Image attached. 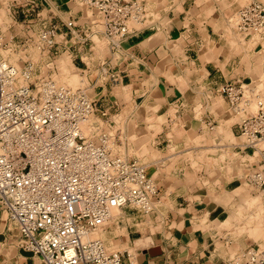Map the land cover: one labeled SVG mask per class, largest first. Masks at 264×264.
<instances>
[{
	"label": "crops",
	"instance_id": "1",
	"mask_svg": "<svg viewBox=\"0 0 264 264\" xmlns=\"http://www.w3.org/2000/svg\"><path fill=\"white\" fill-rule=\"evenodd\" d=\"M29 1L0 0V6L22 9ZM35 1L45 18L52 13L56 22H83L85 10L77 0ZM141 2L150 16L132 26L119 52L112 53L99 31L92 38L100 50L88 56V67L75 61L89 77L95 115H120L129 125L125 145L130 134L148 142L146 149L129 140L132 149L125 156L143 163L156 187L151 211L122 207L100 235L106 245L116 246L121 264H233L228 262L238 258L236 237L224 218L238 203L231 187L248 182L254 155L239 145L240 116L219 87L240 79L259 82L255 85L264 92V35L235 28L232 16L241 0ZM66 51L72 59L78 52L74 46ZM99 59L109 61L114 81L99 76ZM223 220L229 228L221 226ZM16 235L0 209V264H44L16 244Z\"/></svg>",
	"mask_w": 264,
	"mask_h": 264
},
{
	"label": "built area",
	"instance_id": "2",
	"mask_svg": "<svg viewBox=\"0 0 264 264\" xmlns=\"http://www.w3.org/2000/svg\"><path fill=\"white\" fill-rule=\"evenodd\" d=\"M77 1L85 10L81 23L75 18L56 22L52 13L44 17L39 2L25 4L35 10L36 23L30 25L38 28L37 47L58 50L46 58L53 71L54 56L73 46L78 50L74 58L87 68L97 45L92 34L99 31L112 53L119 52L132 26L150 16L141 0ZM232 21L240 32L264 35V1L239 6ZM108 62L99 59L97 73L114 81ZM34 71L29 60L17 68L0 58V209L15 225L16 244L44 264H121L120 252L91 234L113 210L151 211L155 183L143 163L118 152L124 129L113 117L95 115V100L85 87L59 84L51 74L32 78ZM219 89L240 116L239 145L254 155L247 181L260 192L264 207V92L240 79ZM87 118L86 133L81 126ZM237 253L228 263L264 264L260 245Z\"/></svg>",
	"mask_w": 264,
	"mask_h": 264
},
{
	"label": "rangeland",
	"instance_id": "3",
	"mask_svg": "<svg viewBox=\"0 0 264 264\" xmlns=\"http://www.w3.org/2000/svg\"><path fill=\"white\" fill-rule=\"evenodd\" d=\"M249 1L251 0H241L240 6L248 3ZM27 8H29L27 5H24L22 9L21 8L19 9L17 5L16 6L12 5V7L10 8V7H4L1 4L0 6V58L4 59L10 64H13L17 68H21L24 62L26 60H29L34 64V69H35L34 74H32V78H36V76L40 74H51L52 77L59 84H64V85H68L72 87H75V86L85 87L86 93L88 94V96H92L94 93L93 89L91 88L90 85L89 86L87 85L89 77L84 72H82L81 70L75 67V64H76L75 61H78V60L74 57L72 59L73 55H71L69 51H59L58 54L54 56L53 58L54 60L52 59L53 63L55 64L54 71L49 67V65H47L46 58L48 57V54L54 51L56 52L58 50H56L55 48H52L49 50L46 47H43V48L37 47L36 35H37L38 28H37V25H32V26L30 25V24L36 23L35 17H34L35 10H31ZM22 20H25V21H22ZM95 40L97 41V45L95 46V50L97 52L100 50V43L96 38ZM102 51H104V49ZM102 51L100 52L102 53ZM59 58H62V59H59ZM75 80L77 81L75 82ZM255 83L256 82H253V84ZM261 94L263 93L261 92ZM246 96H249L248 92L246 93ZM252 102L251 104H253L252 105L253 109H255L254 102L253 103ZM252 106H250L251 111L253 110ZM113 119L117 120L118 126L121 129H124V128L127 129V127L129 128V125L127 126L126 124H122L120 122V119L123 120V118L120 117V115H115ZM113 129H111L112 133L114 132ZM123 134H124V131H123ZM130 135H128L129 140L132 141V143L136 144L135 147L143 146L146 149L148 148L147 141H139L136 139L135 136L133 139V136H130ZM129 140H128V144L125 145L122 142L120 143L118 147H116L118 152L125 154L126 151L128 152L131 151L132 145L131 146L129 145ZM244 181H246V179ZM244 184L247 187L248 193H250L251 195H259L258 200H261L260 194L256 190L255 186H253L252 184H249L248 182H244ZM228 193L233 194L232 191H228ZM236 197H237L238 203L235 207L237 208V206H239V203L242 204L241 201H243L244 199L243 192L237 193ZM262 206L263 205H261L260 207L262 208ZM113 211L115 212V210ZM247 215L248 214L246 212H243L241 214V216H246V218L243 221L245 222L246 225L249 226V225H252L251 223L253 221L249 219V215L248 216ZM113 218L115 217H111L112 220L109 219L108 221L112 222ZM230 222L233 225V221L230 220ZM226 223L227 222L223 220V222L221 223V226L229 228L227 227ZM232 225H230L229 231L231 230L233 232V235L236 237L235 250L241 251L242 249H244L242 248L244 246L245 248H249V247L255 248L257 245H262L264 247V235H261V237H256L251 233V230H241L240 232H236L234 231V226ZM95 235L96 237H100L103 239L102 234L100 235L97 233ZM243 244L245 245L243 246ZM107 247L110 250H116V246L114 245H111V246L107 245ZM234 254H237V256L239 255V253H234ZM234 254L232 253L231 256H233Z\"/></svg>",
	"mask_w": 264,
	"mask_h": 264
},
{
	"label": "bare ground",
	"instance_id": "4",
	"mask_svg": "<svg viewBox=\"0 0 264 264\" xmlns=\"http://www.w3.org/2000/svg\"><path fill=\"white\" fill-rule=\"evenodd\" d=\"M13 65V64H12ZM77 80H75L76 82ZM257 84V83H256ZM258 84H260L258 82ZM257 84V85H258ZM253 103V102H252ZM253 104H250V106H252ZM252 109H253V106H252ZM250 110H251V107H250ZM254 110V109H253ZM224 120V118H223ZM227 120V119H225ZM89 122L90 120L87 118L85 120V122L82 124L81 126V129L82 131L84 132H89L90 130V126H89ZM228 123V122H227ZM226 125V124H225ZM218 130V129H217ZM190 140V139H189ZM209 147V146H208ZM218 147V146H217ZM209 148H212V147H209ZM216 148V147H215ZM252 150V149H251ZM220 151V150H219ZM230 151V150H229ZM226 152V151H225ZM219 156V155H218ZM225 157V156H224ZM211 161V160H210ZM241 167V166H239ZM240 170V169H239ZM237 174V173H236ZM247 175V174H246ZM232 189H235L236 190V193H239V192H243L244 194V199H243V202L246 203V205H243V204H240L238 206V209H236L234 212H232L231 214L228 213V216H226L224 219H227V220H232L233 221V225L234 226V231L236 232H240L241 230H251V233L256 236V237H261V235H264V207L262 206V208L260 207L262 205V202L261 200H258L259 199V195H251L250 193H248L247 191V187L246 185L240 181L239 183H236L234 185V187H231ZM250 189V188H249ZM240 190V191H239ZM246 190V191H245ZM258 193L260 194V192L258 191ZM114 211H111V217H113L117 210H115V212L113 213ZM243 212H246L248 215H249V219H251L253 222L251 223L252 225H247L245 224V222L243 221L246 216H241V214ZM247 215V216H248ZM109 218V219H110ZM107 219L102 225H100V227L94 231L91 235L96 237L95 234H100V230H101V227L109 220ZM218 219V218H217ZM230 220L228 222H230ZM232 232V231H231ZM230 232V234H231ZM235 232V233H236ZM100 238V237H99ZM261 247H263L262 245H260ZM24 253V252H23ZM21 252V254H23ZM36 255V254H35ZM14 263V262H13Z\"/></svg>",
	"mask_w": 264,
	"mask_h": 264
}]
</instances>
